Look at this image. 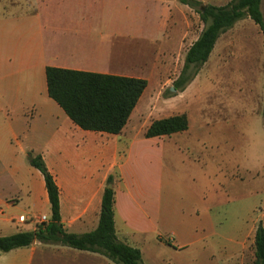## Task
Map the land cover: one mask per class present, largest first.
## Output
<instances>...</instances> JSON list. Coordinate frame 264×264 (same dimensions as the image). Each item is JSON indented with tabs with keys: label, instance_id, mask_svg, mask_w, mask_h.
<instances>
[{
	"label": "crops",
	"instance_id": "1",
	"mask_svg": "<svg viewBox=\"0 0 264 264\" xmlns=\"http://www.w3.org/2000/svg\"><path fill=\"white\" fill-rule=\"evenodd\" d=\"M188 7L179 0H0V164L16 163L23 155L29 159L30 153L41 154L60 188L64 227L74 233L97 227L102 194L107 178L113 175L116 234L123 242L140 248L144 264L162 263L143 251L144 241L137 235H146L149 230L152 203L148 201L146 188L149 176L146 158L143 161L142 155L136 154L135 146L139 140H144L139 139L140 136L146 139L164 136H145L152 121L144 120L152 106L143 99L150 86V76L159 68L161 77L172 80L164 71L169 68L171 52L184 43L182 14ZM256 42L264 55V35L249 17L238 20L221 33L194 79L183 91L166 98V116L183 113L180 100L186 105L197 104L202 113L214 111L218 98L222 97L218 84L227 81L226 72L217 70L226 67L235 49L245 50L247 57L251 55ZM158 43L159 50L155 47ZM138 53L143 58L151 56L154 61L151 67L137 60ZM48 66L144 78L148 85L120 134L84 130L49 97L45 73ZM211 66L213 69L208 70ZM262 73L264 75V68ZM169 80L159 84L165 86ZM261 93L263 103L264 80ZM260 111L258 107L255 109L256 113ZM59 119L67 122L75 135L63 136L57 124L53 129L50 123H58ZM141 121L139 134L130 136L134 124ZM57 141L63 148L58 158L65 165L68 185L65 177L48 163L47 155ZM79 158L91 163L82 180L71 164ZM40 184L49 202L44 178L40 179ZM80 186L86 196L81 206L77 202ZM68 187L72 189L69 192ZM65 200L71 201L66 207ZM3 202L0 199V204ZM12 208L15 207H0V222L24 224L31 218L23 209L18 216L10 214ZM50 214L51 210L49 214L33 218L35 227L20 231L34 230L41 217L49 219ZM87 219L92 220L87 223ZM241 241L230 239L228 245H218L214 264H235L236 249ZM65 255L74 256L80 264H116L100 253L40 242L0 251V264H49V260L57 264ZM62 263L60 260L59 264Z\"/></svg>",
	"mask_w": 264,
	"mask_h": 264
},
{
	"label": "rangeland",
	"instance_id": "2",
	"mask_svg": "<svg viewBox=\"0 0 264 264\" xmlns=\"http://www.w3.org/2000/svg\"><path fill=\"white\" fill-rule=\"evenodd\" d=\"M201 1L224 5L231 0ZM182 22L184 43L171 52L169 68L164 71L172 80L161 77L160 68L150 76L143 102L146 100L152 111L145 118L146 122L168 117L164 103L166 98L178 93L171 90L173 81L183 67L187 49L204 27L199 14L190 7L182 14ZM155 47L159 50L160 44ZM137 50L140 51L139 45ZM154 53L157 54V50ZM263 58L257 42L248 57L245 50L235 49L226 67L217 70L226 72L227 81L218 84L222 97L218 98L214 111L202 113L197 104L186 105L180 100L181 112L189 118L188 130L160 138L139 137L144 140H139L135 152L142 155L143 161L146 158L149 174L146 188L148 201L152 203V219L146 235H137L144 241L143 251L151 253L162 264H214L218 245H228L230 239L242 240L234 263L254 264V234L258 224H264ZM137 60L149 67L154 62L151 56L143 58L140 53ZM210 69L213 67H208ZM165 80H169L167 85L159 84L160 81L164 84ZM211 99L214 102L212 96ZM257 107L262 111L256 113ZM142 123L134 124L130 136L139 134L137 130ZM55 124L61 128L63 136L73 133L64 120L50 123L53 129ZM61 150L62 145L57 141L47 158L68 185L65 165L58 158ZM71 164L81 180L91 166L81 158ZM40 179L43 180L41 174L31 166L27 155L16 163L0 164V199L4 201L0 207H15L10 210L14 216L23 209L25 215L31 217L24 224L0 222L3 236L33 229V218L49 214L50 205L41 191ZM71 190L68 187V192ZM77 193L81 206L86 199L81 186ZM13 199L17 200L13 203ZM70 202L65 200L64 206ZM91 220L87 219V223ZM60 260L62 264H80L74 256L65 255ZM49 264H53V260H49Z\"/></svg>",
	"mask_w": 264,
	"mask_h": 264
},
{
	"label": "trees",
	"instance_id": "3",
	"mask_svg": "<svg viewBox=\"0 0 264 264\" xmlns=\"http://www.w3.org/2000/svg\"><path fill=\"white\" fill-rule=\"evenodd\" d=\"M195 10L204 27L188 48L183 67L173 82L176 91H183L208 60L220 34L238 20L251 18L264 35V0H231L225 5L204 4L200 0H179ZM205 6L203 10L202 7ZM47 91L68 115L84 130L120 134L144 93L148 81L126 77L48 66L45 70ZM170 91V90H169ZM189 128L187 114L181 113L152 121L145 131L147 138L167 136ZM29 163L43 176L51 214L34 230L0 236V251L29 246L34 242L62 245L96 252L116 264H144L140 248L120 240L115 229V190L108 187L114 177L109 175L101 201L95 229L74 233L62 222L60 188L41 154H29ZM254 264H264V224L255 231Z\"/></svg>",
	"mask_w": 264,
	"mask_h": 264
},
{
	"label": "water",
	"instance_id": "4",
	"mask_svg": "<svg viewBox=\"0 0 264 264\" xmlns=\"http://www.w3.org/2000/svg\"><path fill=\"white\" fill-rule=\"evenodd\" d=\"M202 9L204 10L205 9V6H203ZM171 90L172 91H176V89H175L174 86L171 87ZM107 186L110 188V187H112V184H108Z\"/></svg>",
	"mask_w": 264,
	"mask_h": 264
},
{
	"label": "built area",
	"instance_id": "5",
	"mask_svg": "<svg viewBox=\"0 0 264 264\" xmlns=\"http://www.w3.org/2000/svg\"><path fill=\"white\" fill-rule=\"evenodd\" d=\"M46 221H48L47 217L46 216H42L41 217V222H46Z\"/></svg>",
	"mask_w": 264,
	"mask_h": 264
}]
</instances>
